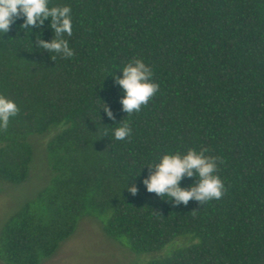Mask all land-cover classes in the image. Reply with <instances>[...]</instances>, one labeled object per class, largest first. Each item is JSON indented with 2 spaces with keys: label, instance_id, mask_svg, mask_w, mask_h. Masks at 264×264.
I'll list each match as a JSON object with an SVG mask.
<instances>
[{
  "label": "trees",
  "instance_id": "16d2710c",
  "mask_svg": "<svg viewBox=\"0 0 264 264\" xmlns=\"http://www.w3.org/2000/svg\"><path fill=\"white\" fill-rule=\"evenodd\" d=\"M52 6L71 8L73 34L64 39L73 57L52 53L53 61L34 46L53 40L51 18L28 33L23 20L0 33V94L20 110L0 131V184L33 178L39 146L44 175L0 230V262L40 264L88 218L131 255L161 253L145 264H264V0ZM135 59L160 89L127 117L113 77ZM122 121L132 134L118 141ZM202 148L223 160L221 199L176 206L147 191L148 165Z\"/></svg>",
  "mask_w": 264,
  "mask_h": 264
},
{
  "label": "clouds",
  "instance_id": "9594fccd",
  "mask_svg": "<svg viewBox=\"0 0 264 264\" xmlns=\"http://www.w3.org/2000/svg\"><path fill=\"white\" fill-rule=\"evenodd\" d=\"M50 0H0V33H9L11 26L18 20L24 23L20 26L22 30L31 32L32 28H43L45 21L51 18L50 28L54 32V38L47 42L42 38H36L35 47H39L51 54L71 58L74 51L69 47L65 34L69 37L73 34V23L71 8L69 6L49 7ZM123 78L114 76L117 85L123 89V97L120 100L122 111L127 117L139 113L142 107H146L150 100L159 92L160 86L152 82L153 71L142 60L135 59L129 62L123 69ZM104 103V102H103ZM109 119L115 120L111 108L104 103L102 109ZM19 108L15 102L0 94V131H6L10 119L19 114ZM124 121V120H123ZM114 131V137L123 141L131 136L132 129L128 123ZM107 133H105V136ZM208 148H202L199 152L189 149L186 154H166L160 158L158 163L148 165V178L143 184L149 193H155L162 198L166 195L170 198L168 202L178 206L181 203L187 206L189 201L195 200L203 207L211 200H219L226 193V188L218 172V163H223L221 157L207 156ZM197 177L196 182L190 188H182L181 182L188 178ZM129 191L133 196L138 194L135 183ZM196 211H193V213ZM104 219V218H102ZM127 243L126 238H122Z\"/></svg>",
  "mask_w": 264,
  "mask_h": 264
},
{
  "label": "rangeland",
  "instance_id": "374dc122",
  "mask_svg": "<svg viewBox=\"0 0 264 264\" xmlns=\"http://www.w3.org/2000/svg\"><path fill=\"white\" fill-rule=\"evenodd\" d=\"M36 149L38 151L40 146ZM37 151L34 150L32 165L38 169L32 171L33 178L17 187L4 183L0 184V230L10 214L20 208L23 202L31 196L30 194L41 185L39 177L42 174L40 166L43 161L41 154ZM142 254L144 255H131L106 238L101 233L100 228L90 219L82 218L72 235L60 243L51 257L42 260L40 264H145L148 260L156 256L158 258L160 257L158 255H161L158 251ZM0 264L4 263L0 262Z\"/></svg>",
  "mask_w": 264,
  "mask_h": 264
}]
</instances>
